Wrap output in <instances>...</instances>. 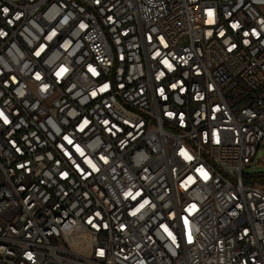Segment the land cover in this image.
I'll return each instance as SVG.
<instances>
[{"label": "built area", "instance_id": "2783aa9c", "mask_svg": "<svg viewBox=\"0 0 264 264\" xmlns=\"http://www.w3.org/2000/svg\"><path fill=\"white\" fill-rule=\"evenodd\" d=\"M263 143L264 0H0V264H264Z\"/></svg>", "mask_w": 264, "mask_h": 264}, {"label": "rangeland", "instance_id": "374dc122", "mask_svg": "<svg viewBox=\"0 0 264 264\" xmlns=\"http://www.w3.org/2000/svg\"><path fill=\"white\" fill-rule=\"evenodd\" d=\"M244 172L251 175L264 174V143L258 149L254 163H252L250 166H245ZM257 185L264 190L263 182L258 181Z\"/></svg>", "mask_w": 264, "mask_h": 264}, {"label": "trees", "instance_id": "16d2710c", "mask_svg": "<svg viewBox=\"0 0 264 264\" xmlns=\"http://www.w3.org/2000/svg\"><path fill=\"white\" fill-rule=\"evenodd\" d=\"M260 181H262L264 183V179L263 178Z\"/></svg>", "mask_w": 264, "mask_h": 264}, {"label": "snow or ice", "instance_id": "6c2138e0", "mask_svg": "<svg viewBox=\"0 0 264 264\" xmlns=\"http://www.w3.org/2000/svg\"><path fill=\"white\" fill-rule=\"evenodd\" d=\"M5 11H7V10H5Z\"/></svg>", "mask_w": 264, "mask_h": 264}]
</instances>
